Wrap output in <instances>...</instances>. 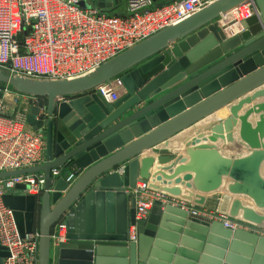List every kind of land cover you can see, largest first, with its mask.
Returning a JSON list of instances; mask_svg holds the SVG:
<instances>
[{"label": "water", "instance_id": "water-1", "mask_svg": "<svg viewBox=\"0 0 264 264\" xmlns=\"http://www.w3.org/2000/svg\"><path fill=\"white\" fill-rule=\"evenodd\" d=\"M246 1L254 3V14L240 23V34L224 39L216 22ZM120 3L121 0H96V6L104 12H112V4ZM79 7L91 9L85 1ZM256 63L260 65L255 67ZM235 68L242 77L235 73ZM116 77L121 78L125 94L108 103L96 88ZM0 84L40 100L31 107V113L46 122L45 163L0 174V179L43 174L38 264H50L51 236L60 224L68 229L66 242L53 247L56 264L264 262V237L226 228L221 222L176 207L161 208L159 204L153 206L146 220L137 222V241H126L128 225L135 224V199L130 191L138 181L149 179L154 162L153 158L138 156L155 146H161L155 180L162 188L151 185L153 188L201 208L205 199L200 196L193 199L189 191L192 184L197 192L217 196L214 192L222 190V178L226 177L233 181L227 189L230 194L247 196L264 209V181L258 173L264 160L262 151H253L251 157L242 160L225 159L217 147L198 145L205 136L201 133L199 138L183 145V154L191 158L189 165L177 168L171 176L167 171L173 168V158L163 155L173 144L169 142L171 138L185 130L186 134H194L190 129L194 124L236 100L227 109L229 119L212 127L210 141L221 138L223 125L239 120L242 138L251 149L259 148L247 117L264 111V103L240 117L238 112L264 98L262 87L241 99L264 86V0H214L188 19L74 81H31L12 78L0 71ZM166 89L170 90L156 97ZM146 101L139 110L115 123ZM260 122L262 129L263 117ZM59 136L63 139L57 142ZM248 164L250 169L245 168ZM74 165L83 172L69 185L64 176ZM183 168L195 174L192 181L190 175L176 178ZM54 170L56 177L52 176ZM179 184L185 188L184 193ZM239 209L244 220L264 223V216L255 215L239 201H234L229 217L237 218Z\"/></svg>", "mask_w": 264, "mask_h": 264}, {"label": "built area", "instance_id": "built-area-1", "mask_svg": "<svg viewBox=\"0 0 264 264\" xmlns=\"http://www.w3.org/2000/svg\"><path fill=\"white\" fill-rule=\"evenodd\" d=\"M81 1L91 9L80 8ZM212 1L177 0L156 6L153 0H125V14L120 15L116 10L121 3L112 4V12H104L96 6V0H0V71L31 81H74L188 19ZM254 11V3L246 1L223 15L219 22L226 20L240 26ZM123 89L121 78L116 77L96 88V92L112 103L119 99ZM11 91L9 86H0V174L40 166L44 159V132L28 129L30 109L21 103L17 106L19 99L27 96L18 94L15 104L9 106L5 96ZM28 97L33 103L39 101ZM81 174V168L74 165L65 181L71 185ZM52 176L56 177L57 171ZM16 185L26 186L29 194L41 195L43 174L0 179V245L6 251L2 264H38V231L21 235L13 211L3 201L5 191ZM130 194L135 199V224L127 227V243L137 241V222L146 220L156 204L200 215L191 203L153 188L148 181H138ZM208 218L217 220L215 215ZM219 222L232 230H251L226 216H221ZM67 229V225L57 226L51 236L54 248L66 242Z\"/></svg>", "mask_w": 264, "mask_h": 264}, {"label": "crops", "instance_id": "crops-1", "mask_svg": "<svg viewBox=\"0 0 264 264\" xmlns=\"http://www.w3.org/2000/svg\"><path fill=\"white\" fill-rule=\"evenodd\" d=\"M177 0H156L154 2V5L160 6L164 4H169ZM125 10V9H124ZM120 13V12H118ZM116 12V14H118ZM124 14L120 13V15ZM217 28L219 30V33H221V36L225 39L228 37H232L233 35H238L241 33V27L239 25H233L232 23H229L228 21H217ZM224 24V25H223ZM241 48L240 46L237 48ZM236 49V50H237ZM235 50V51H236ZM223 57H226L225 55ZM262 62V60L260 61ZM259 62V63H260ZM259 63L255 64V67H258L260 65ZM205 68H203L201 71H204ZM199 71V73L201 72ZM235 73H237L240 77L241 72L235 68ZM226 80H223V83H225ZM222 85V84H221ZM264 86H261L260 88H257L256 90H253L249 94L243 96L241 99H244L248 96H250L253 92L261 89ZM172 89V88H171ZM170 89L162 90L160 94H158L156 97H160L161 95L167 93ZM19 93L15 92L13 89L12 91L5 96V102L7 105H14L15 104V99L18 98ZM125 94V90L123 89L119 93V99ZM79 97L78 99H80ZM240 99V100H241ZM70 99H67L66 101H69ZM77 100V99H74ZM147 101H151L150 99H147ZM144 102L141 104L139 107H137L134 110H131L129 113L126 115L122 116L119 120H117L118 123L119 121L123 120L124 118L128 117L129 115L133 114L135 110H139L142 106H144L146 103ZM238 100L235 102L221 108V110H218L216 113L212 114L209 117L204 118L203 120H200L196 124H194L190 129H193L195 131L194 134H186L188 130H185L178 134L177 136H174L169 140L171 144V147L165 151L163 155L172 157L171 164L173 165V168L171 169V172L167 171V175L171 176L177 168L180 167H187L190 163V156L187 154H183L182 148L185 143H190L192 139L199 138V135L203 133L204 140L202 139L198 145H211L215 146L218 148L219 155L225 159H230V160H237V159H246L252 156L253 151H262L264 153V134L261 136V133H264V128L259 129L261 122L260 118H264V111H261L260 113L253 112L249 117H247V123L250 125L251 129L255 131L254 135V140L255 142L259 145L258 149H251L250 145L248 142H246L242 136H241V126L242 123L241 121L237 120L235 124H228L226 126L223 125L221 133L219 134L221 138H216V141H210V137H213L212 134V127L216 125L217 123H223L226 119H229V111L227 110L229 106L237 103ZM23 104V106L28 107L29 110V116H28V125L27 128L31 130H42L45 134L46 132V122L41 121L40 116H35L34 114L31 113V107H35L34 105H37L40 103V100L38 103H33L30 98L27 96L24 99L20 98L19 101L17 102V106ZM264 103V98H259L256 101L252 102L251 104L245 105L239 112H238V117L243 115L245 111L248 109H251L252 107ZM114 123V124H115ZM260 123V124H259ZM60 123L56 124V128L58 127ZM193 131V132H194ZM257 131V132H256ZM263 131V132H260ZM219 137V136H218ZM63 138L62 137H57V142L61 141ZM137 138H134V141ZM161 146H155L142 154H140L138 157L140 159L144 158H153L154 162L151 168L149 169V179L147 180L151 185H155L159 188H162L161 184L155 180V177L157 176L158 172L157 170V162L156 159L159 155V149ZM179 159H184V162L182 163H176L177 160ZM181 162V161H180ZM45 163V151H44V159L43 165ZM168 164L167 166H169ZM76 166V165H75ZM123 166V165H122ZM246 169H250L251 164L245 165ZM78 167V166H77ZM79 168V167H78ZM82 170V169H81ZM83 172V170H82ZM258 173H259V178L264 181V160L259 164L258 166ZM190 175L191 181L195 177V174L192 172H188L183 168L182 173L178 174L176 178L182 179L184 176ZM65 178V176H64ZM173 181V180H172ZM233 184V181L230 179L223 177L222 178V183H221V189L219 192H214L217 193V196L215 194H202L200 192H197L194 190L193 184L191 186V189L189 190L193 194V199H198V196L203 197L205 199L204 206L201 208L196 207V205L191 203V207L200 215H197L199 217H202L204 219H209V215H215L217 217V220L221 219V216H226L229 218V220H234V221H240L243 223L244 226L251 227V230L248 228V231L253 232L254 234H257L259 236L264 237V223L262 222L261 224H254L252 222L246 221L243 219V211L242 209H239L237 212V218H230V209L231 206L233 205L234 201H239L242 205V207H245L249 210H251L255 215L257 216H264V209L259 208L255 202L251 199L248 198L247 196L243 195H232L230 194L227 189L230 185ZM181 184L178 185V187L181 188L182 193H184L185 188L183 186H180ZM171 187H174L172 184ZM219 194V195H218ZM214 195V196H213ZM41 195H32L27 192V187L24 185H16L14 188L6 190L3 201L4 204L10 208L13 211L15 222L17 225V229L21 235H24L26 233H30L33 231H38L39 229V217H40V211H41ZM243 196V197H242ZM189 205V204H188ZM203 213L205 215H203ZM57 230V227L53 229V232ZM51 250V262L50 264H56V258H55V251ZM6 256V251L5 249L0 245V264L3 263V260ZM261 264H264L261 263Z\"/></svg>", "mask_w": 264, "mask_h": 264}, {"label": "rangeland", "instance_id": "rangeland-1", "mask_svg": "<svg viewBox=\"0 0 264 264\" xmlns=\"http://www.w3.org/2000/svg\"><path fill=\"white\" fill-rule=\"evenodd\" d=\"M124 8H125V0H122L121 4H120V6L117 8L116 12H117V13H118V12H120V13H123V12H124V14H125V10H124ZM120 13H118V14H120Z\"/></svg>", "mask_w": 264, "mask_h": 264}, {"label": "trees", "instance_id": "trees-1", "mask_svg": "<svg viewBox=\"0 0 264 264\" xmlns=\"http://www.w3.org/2000/svg\"><path fill=\"white\" fill-rule=\"evenodd\" d=\"M0 86H4V85L0 84Z\"/></svg>", "mask_w": 264, "mask_h": 264}]
</instances>
